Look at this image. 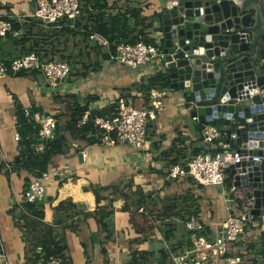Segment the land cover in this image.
Returning <instances> with one entry per match:
<instances>
[{"label":"crops","instance_id":"crops-1","mask_svg":"<svg viewBox=\"0 0 264 264\" xmlns=\"http://www.w3.org/2000/svg\"><path fill=\"white\" fill-rule=\"evenodd\" d=\"M98 3L103 10L97 19L102 23L110 25L111 19L119 17L129 26L125 33L130 37L143 30L145 36L160 42L157 16L163 0H98ZM35 7L36 0H0V18L23 25L26 28H21L22 31L32 30L29 35L32 42L0 38V59L25 54L34 40L52 49L56 59L66 61L70 75L57 87L37 72L0 77V241L8 263L29 264L32 254L17 223V218L25 213L22 207L25 180L34 179L15 165L22 152L19 140L15 139L18 106L53 117L68 144L63 154L52 159L42 201V222L54 226L61 234L68 264H129L133 252L148 253L151 264H161V251L170 252L165 262L171 263L174 256L189 250L184 223L194 212L203 225L202 234L213 239L220 233L219 224L230 214L224 188L200 185L189 176L170 179L167 173L171 162L185 165L196 152L213 153L223 150L226 143L219 139L208 144L204 140L202 129L208 123L200 124L190 118L182 92L160 90L164 92L163 108L146 125L148 151L119 143L104 146L87 142L64 130L69 121L67 99L62 102L65 96H74L81 105L86 104L89 96L95 97L88 103L89 111L116 104L118 97H124L135 108L146 109L149 101L138 84L165 73L162 58L130 69L113 62L109 50L85 41L80 31L68 32L65 22L40 24L32 17ZM132 9L139 14L130 15ZM83 16L84 13L80 23L86 24ZM97 187L108 188L100 193L107 197L102 205L113 200L109 239L94 217L98 208L94 191ZM62 202L66 203L64 208L55 212ZM165 232L174 236L167 240ZM255 236L252 221L248 220L239 240L230 245L229 254H243L247 263L255 264L251 252ZM41 250V247L35 250L41 257L36 264H48Z\"/></svg>","mask_w":264,"mask_h":264},{"label":"water","instance_id":"water-1","mask_svg":"<svg viewBox=\"0 0 264 264\" xmlns=\"http://www.w3.org/2000/svg\"><path fill=\"white\" fill-rule=\"evenodd\" d=\"M157 20L169 89L184 94L191 119L220 127L249 157L225 171L249 191L251 252L264 264V0H163Z\"/></svg>","mask_w":264,"mask_h":264},{"label":"built area","instance_id":"built-area-1","mask_svg":"<svg viewBox=\"0 0 264 264\" xmlns=\"http://www.w3.org/2000/svg\"><path fill=\"white\" fill-rule=\"evenodd\" d=\"M81 15L78 0H36L33 18L48 24H57L63 20L74 21ZM22 34L21 29L14 28L12 20L0 18V38H18ZM88 40L98 48L109 50L110 44L103 36L93 33ZM159 43H146L138 41L134 44L121 43L115 47L110 54L113 62L136 69L141 65L150 63L161 57L162 48ZM24 72L40 73L48 83L57 87L70 75V66L66 61L53 60L44 61L35 52L23 54L10 60L0 59V77L10 74ZM254 90L251 95L258 93ZM164 92L160 90L151 91L149 106L146 109H138L131 106L124 97H118L116 101V113L111 116L95 117L93 124L96 132L92 135L96 143L104 146H112L116 143L149 150L146 125L153 120L157 113L163 108L162 97ZM25 117L32 120L37 126L38 142L34 145L36 153L44 150V144L52 139L57 128L53 117L43 115L29 108H24ZM89 119V113L85 112L79 122L84 125ZM195 119V118H194ZM202 136L208 144H213L221 138V129L218 126L207 124L202 129ZM16 140H20L17 132ZM222 151L215 153H199L187 161L185 165L175 164L170 166L167 177L178 179L191 177L196 183L207 186H221L224 188L226 201L230 214L222 221L220 233L213 239L202 234L203 225L200 220L191 215L185 222V228L189 232L192 243L191 249L173 257V264H246L240 255L229 254V247L239 240L244 233L245 223L248 221L246 214L236 217L232 213L238 208L237 194L239 189L233 185L225 189L228 173L225 171L227 165L235 164L240 160H247L235 150H230L229 145H224ZM82 156L85 157L84 152ZM258 161L259 157H253ZM50 179L49 172H45L40 178L32 179L24 191V199L27 202L39 203L44 200L45 183ZM0 264H9L6 259L3 244L0 241ZM48 264H68L58 259H51Z\"/></svg>","mask_w":264,"mask_h":264},{"label":"trees","instance_id":"trees-1","mask_svg":"<svg viewBox=\"0 0 264 264\" xmlns=\"http://www.w3.org/2000/svg\"><path fill=\"white\" fill-rule=\"evenodd\" d=\"M80 4L81 15L74 21L63 20L61 22L66 23V27L68 32L75 33V31H80L82 38L87 41L88 36L90 34L96 33L104 38H106L110 44L109 52L113 53L115 51V47L121 43H129L134 44L138 41H143L146 43L154 44L155 41L153 39L148 38L144 35L143 30L139 32V34L135 36L128 35L125 33L129 29V26L121 21L119 17L111 19V24L108 25L107 22H103L97 17L101 14L103 10L102 7H99L98 0H78ZM86 3V4H85ZM105 6V3H102ZM96 11V13H95ZM84 13V19L86 20V24H81V17ZM139 14V12L135 9L130 10V15ZM134 17V16H133ZM95 19L96 22L93 21ZM40 24H48L41 22L40 20L35 19ZM59 22V23H61ZM14 23V28L21 29L26 28L23 25H19V23ZM92 23H96L94 26ZM150 23V22H149ZM57 25V24H51ZM26 26V25H25ZM31 28V27H30ZM29 28V29H30ZM150 28V25L147 24L146 29ZM32 30H28V32L24 29L20 37H18L17 43L23 42H32L29 35L31 34ZM34 43L29 45L26 53L35 52L38 54L42 60L44 61H53L58 60L54 56V52L52 49L44 48L40 46V43L33 40ZM162 48V44L159 45ZM60 60V59H59ZM62 60V59H61ZM20 74V73H18ZM139 89L143 92V95L147 101L150 100V92L151 90H168L169 89V79L166 73H158L154 76L147 78L145 81H142L138 84ZM60 99V98H59ZM67 99V100H66ZM95 97L89 96L86 100V104L81 105L78 101H76L75 97L72 95L65 96L62 99V102L66 100V111L67 116L69 117V121L67 122L66 126L64 127L65 132H69L73 138L84 139L87 142H95L92 135L96 132V128L93 124V120L95 117H105L111 116L116 113V104H112L107 108H103L96 111H89L88 103L94 100ZM35 112V111H33ZM85 112L89 113V119L84 125L79 126V122ZM56 119V118H55ZM57 123V121H56ZM17 132L20 135L19 144L22 147V152L19 162L15 163V165L20 166L21 168L28 171L32 178L37 179L40 178L41 175L47 172L50 169L52 159L54 156L63 154L67 149V142L64 136V133L61 132L59 126H57L54 136L52 139L48 140L44 144V150L41 153H36L34 150V145L38 142V130L35 123L30 120L29 118L25 117L24 115V108L19 107L17 108ZM221 129V128H220ZM225 134L224 131L221 129V141L225 142ZM235 147L230 146V150H235ZM222 151V149L214 150L213 153ZM196 152L195 155H197ZM176 162H171V166L175 165ZM232 176L228 174V178L225 182V189H228L232 185ZM31 178H27L25 180L26 187L28 186ZM108 190L107 187H97L95 188V196L96 202L98 205L97 210L94 213V217L100 226V230L104 233L107 239L110 238L109 233V219L113 214V207H112V199L108 200V204H103L102 201L105 200L107 197L102 196L100 193L103 191ZM114 191V189H113ZM115 192V191H114ZM121 196L122 193H119ZM124 196V195H123ZM125 197V196H124ZM237 201L239 203L238 208L233 211V215L236 217H241L245 214L248 210V207L251 205V198L249 195V191L247 188H240L237 194ZM66 203H60L55 212L60 211L64 208ZM141 202L140 200L137 201V208H139ZM22 207L25 213L21 214L19 218H17V223L20 228L23 230V234L25 236L26 242H28L29 251L32 252L31 257L28 258L30 261L29 264H36V262L41 259L38 253H35L37 247H41V251L43 253V260L50 261L51 259H58L62 262L67 263L68 260L65 256L66 245L65 242L54 226L45 225L43 224L44 218V207L42 202L39 203H31L24 201ZM194 214H191L197 217ZM190 215V216H191ZM189 216V217H190ZM186 219V221L189 219ZM198 218V217H197ZM185 221V222H186ZM185 225V223H184ZM187 231V230H186ZM169 232H165L164 237L169 240L173 237ZM187 238L189 241V245L187 246L188 249L192 247V243L189 238V232L187 231ZM174 251V250H173ZM170 252L161 251V264H173L172 262L169 263L168 260L165 262L166 258H168ZM246 264H254V263H247L245 260V256L243 254L240 255ZM129 264H151L149 261V254L145 252H133L130 258ZM255 264H257L255 262Z\"/></svg>","mask_w":264,"mask_h":264}]
</instances>
